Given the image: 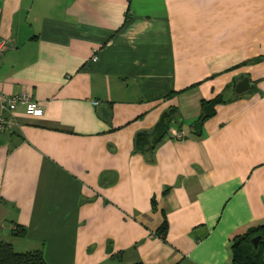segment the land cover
Segmentation results:
<instances>
[{
	"label": "crops",
	"instance_id": "obj_1",
	"mask_svg": "<svg viewBox=\"0 0 264 264\" xmlns=\"http://www.w3.org/2000/svg\"><path fill=\"white\" fill-rule=\"evenodd\" d=\"M0 41V92L42 110L0 113V240L14 252L230 264L231 238L264 224V0H0ZM244 76L253 91L234 98ZM170 108L167 136L133 151Z\"/></svg>",
	"mask_w": 264,
	"mask_h": 264
},
{
	"label": "trees",
	"instance_id": "obj_2",
	"mask_svg": "<svg viewBox=\"0 0 264 264\" xmlns=\"http://www.w3.org/2000/svg\"><path fill=\"white\" fill-rule=\"evenodd\" d=\"M259 61L253 60V62ZM253 91L252 86L245 92L249 94ZM239 95H234V98ZM168 97V96H167ZM221 96L199 102L198 117L190 124L189 130L193 137L200 136V129L204 121L211 118L215 111L214 107L223 103ZM178 120V113L175 108H170L159 117L157 123L149 131L137 133L133 139V151L139 153H150L154 147L167 136V131L171 124ZM162 220L159 230L164 228ZM25 230L22 227L15 226L11 231V236L21 237ZM259 237L256 248L253 249L250 243L251 239ZM264 252V224L254 225L246 228L243 232L234 235L230 240V264H263ZM112 259L121 264L119 255L112 256ZM0 264H45L40 251H31L25 253H16L11 246L0 240ZM142 264V263H134Z\"/></svg>",
	"mask_w": 264,
	"mask_h": 264
},
{
	"label": "built area",
	"instance_id": "obj_3",
	"mask_svg": "<svg viewBox=\"0 0 264 264\" xmlns=\"http://www.w3.org/2000/svg\"><path fill=\"white\" fill-rule=\"evenodd\" d=\"M4 47V42L0 41V54L3 51ZM91 61L94 62L95 58L92 57ZM94 104L95 103H93V105ZM18 106H21L23 109V113L31 118H38L42 115L41 108L33 101L29 100L28 96L25 93H20L16 95H5L0 92V113L9 114L15 111ZM172 136L175 139H178L181 137V134L172 133Z\"/></svg>",
	"mask_w": 264,
	"mask_h": 264
},
{
	"label": "water",
	"instance_id": "obj_4",
	"mask_svg": "<svg viewBox=\"0 0 264 264\" xmlns=\"http://www.w3.org/2000/svg\"><path fill=\"white\" fill-rule=\"evenodd\" d=\"M249 88V81L247 77H242L240 80H238L234 86H233V93L235 95H240L242 93H245ZM259 240V237H254L251 239L250 243L252 245V248H256L257 241Z\"/></svg>",
	"mask_w": 264,
	"mask_h": 264
}]
</instances>
